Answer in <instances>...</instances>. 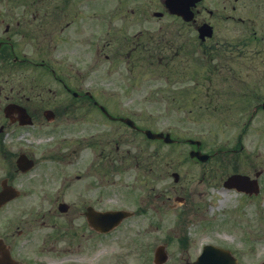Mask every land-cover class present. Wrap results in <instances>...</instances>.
I'll return each instance as SVG.
<instances>
[{"label":"flooded vegetation","instance_id":"flooded-vegetation-1","mask_svg":"<svg viewBox=\"0 0 264 264\" xmlns=\"http://www.w3.org/2000/svg\"><path fill=\"white\" fill-rule=\"evenodd\" d=\"M101 59L147 62L167 78L142 97L141 127L87 80ZM154 98L167 114L175 106L218 122L253 108L240 132L247 138L263 114L264 0H0V261L45 264L38 252L79 248L86 232L100 241L89 215L117 210L104 211L102 195L148 160L126 148L127 135L117 138L118 125L143 142L165 144L149 130L171 135L143 127ZM235 172L243 174L239 164Z\"/></svg>","mask_w":264,"mask_h":264},{"label":"rangeland","instance_id":"rangeland-1","mask_svg":"<svg viewBox=\"0 0 264 264\" xmlns=\"http://www.w3.org/2000/svg\"><path fill=\"white\" fill-rule=\"evenodd\" d=\"M99 65V72L87 76V80L92 85L106 86L105 101L117 104V114L135 118L141 127L142 117L134 115L142 114V97L147 90L148 93L154 91L156 85L169 83L161 75V68L140 62L133 68L127 61L102 59ZM111 93L115 94L114 98L108 97ZM154 99L145 108L148 126L143 127L170 132L176 143L143 142L142 136L133 135L130 127L117 124V138L127 135L126 148L139 160H148L143 163V170L141 166L137 168V164L130 166L127 181L123 176L118 178L116 187L106 189L108 194L102 195L104 211H134L143 206L141 212L115 232L102 235L100 241L95 242L86 232L78 240L79 248L68 252L46 251L42 252L43 255L38 252L43 256L39 262L153 264L157 247L164 246L169 254L164 264H187V261L196 260L201 247L211 245L230 250L238 264H264V112L250 126L247 138L241 142L240 132L245 129L250 113L244 118L233 121L223 118L218 122L204 116H189L190 109L175 106L167 114L168 108ZM102 126L107 128L104 124ZM187 139L201 141V151L208 155L217 153L216 157L205 164L194 161L189 156L192 146L183 143ZM241 144L246 146L245 150L229 152L236 147L239 149ZM238 160L243 174L254 178L256 173L263 171L260 198L244 199L224 189L223 183L231 174L228 172L234 171ZM231 161L233 164L229 163ZM227 163L231 170L226 172L223 164ZM145 166L150 167L147 173ZM175 174L179 175L177 182ZM179 197L186 198L185 203H179ZM156 208L160 212H156ZM183 235L193 244L188 250H182L181 241L177 240L183 239ZM69 252L74 259L66 260Z\"/></svg>","mask_w":264,"mask_h":264},{"label":"water","instance_id":"water-1","mask_svg":"<svg viewBox=\"0 0 264 264\" xmlns=\"http://www.w3.org/2000/svg\"><path fill=\"white\" fill-rule=\"evenodd\" d=\"M120 217H123L122 213H112L110 215H102V231H108L109 229L113 228L115 224L118 223ZM206 253L208 257H203L202 261L207 264H224L222 261V256L218 257L222 252L214 249V248H207Z\"/></svg>","mask_w":264,"mask_h":264}]
</instances>
